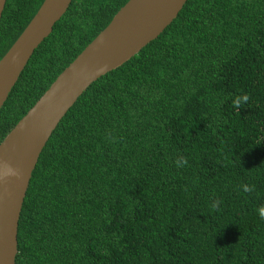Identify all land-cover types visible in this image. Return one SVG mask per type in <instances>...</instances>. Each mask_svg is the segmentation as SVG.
<instances>
[{
    "label": "trees",
    "instance_id": "16d2710c",
    "mask_svg": "<svg viewBox=\"0 0 264 264\" xmlns=\"http://www.w3.org/2000/svg\"><path fill=\"white\" fill-rule=\"evenodd\" d=\"M44 0H7L0 60ZM129 0H72L0 109V143ZM15 264H264V0H188L43 148Z\"/></svg>",
    "mask_w": 264,
    "mask_h": 264
},
{
    "label": "water",
    "instance_id": "95a60500",
    "mask_svg": "<svg viewBox=\"0 0 264 264\" xmlns=\"http://www.w3.org/2000/svg\"><path fill=\"white\" fill-rule=\"evenodd\" d=\"M7 0H0V20ZM188 0H129L0 143V264H15L21 208L39 156L87 88L155 40ZM72 0H44L0 60V109Z\"/></svg>",
    "mask_w": 264,
    "mask_h": 264
}]
</instances>
